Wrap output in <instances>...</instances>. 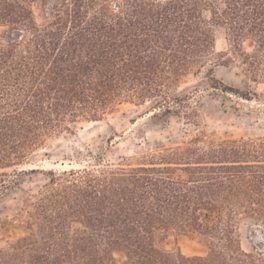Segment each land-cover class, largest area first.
Listing matches in <instances>:
<instances>
[{
	"label": "trees",
	"instance_id": "1",
	"mask_svg": "<svg viewBox=\"0 0 264 264\" xmlns=\"http://www.w3.org/2000/svg\"><path fill=\"white\" fill-rule=\"evenodd\" d=\"M0 27L5 190L10 169L37 171L24 167L49 139L122 105L155 100L153 117L196 121L194 92L180 87L222 61L218 30L231 48L225 62L264 83V0H0ZM148 146L134 164L101 157L43 170L18 214L28 233L0 244V264H118L116 253L121 264H264V250H244L237 234L245 217L264 226V136ZM170 231L205 237L209 252L161 248Z\"/></svg>",
	"mask_w": 264,
	"mask_h": 264
},
{
	"label": "rangeland",
	"instance_id": "2",
	"mask_svg": "<svg viewBox=\"0 0 264 264\" xmlns=\"http://www.w3.org/2000/svg\"><path fill=\"white\" fill-rule=\"evenodd\" d=\"M2 33L0 27V38ZM215 52L221 62L208 65L201 74L188 75L181 83V93L194 92L187 111L189 114L197 111L192 115L196 121L188 120L186 113L153 117L155 100L141 106L122 105L116 113L99 123H83L75 126L73 132L49 139L46 148L35 152L31 163L24 167L37 171L16 175L15 169H10L9 189H2L0 184V244L28 233L18 214L26 192H34L45 183L47 176L44 172L47 170L91 166L96 158L101 157L114 164H134L140 162L141 156L152 152L148 143L153 146L181 145L206 135L215 139L264 136V83L250 80L237 61L225 62L229 58L225 56L232 55L222 30L217 32ZM209 69H212V78L208 76ZM227 87L234 88V91H227ZM237 234L244 250H264V226L258 218H242ZM158 244L167 251L188 256L206 255L210 249L205 237L176 231L161 236ZM115 259L121 264L125 256L116 253Z\"/></svg>",
	"mask_w": 264,
	"mask_h": 264
}]
</instances>
